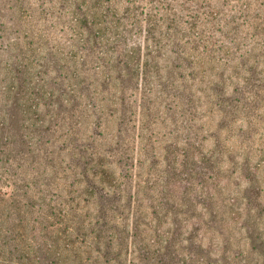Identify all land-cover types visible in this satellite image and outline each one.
<instances>
[{
	"label": "rangeland",
	"instance_id": "rangeland-1",
	"mask_svg": "<svg viewBox=\"0 0 264 264\" xmlns=\"http://www.w3.org/2000/svg\"><path fill=\"white\" fill-rule=\"evenodd\" d=\"M80 5L98 13L90 19L91 40L76 15ZM134 50L142 51L137 61L141 70H150L149 81L138 78L128 84L121 105L116 73L109 70V76L100 67L105 63L115 69L117 51ZM153 58H163L159 73ZM170 63L177 66L173 75L182 79L177 91L169 78H161ZM69 86L90 95L89 106L83 107L88 113L104 103L110 110L81 119L71 111L79 104L58 107ZM9 88L20 93L32 112L38 103L50 105L51 111L32 113L34 128L41 130L34 143L41 150L19 149L10 162L11 178L0 177L1 183L25 181L46 195V204L59 203L64 209L82 196L91 200L82 202V209L92 210L96 197L80 193L83 178L69 170L81 165L70 158L72 147L110 148L121 130L122 148L111 149L119 150V156L105 163L116 173L131 167L128 189L133 205H143L146 223L152 219L150 203L157 199L161 207L166 195L173 201L194 199L201 206L195 211L170 203L174 213L163 217L164 224H154L160 236L154 230L138 236L127 230L131 249L122 256L124 264H146L138 260L134 246L147 235V264H264V0H0L2 113L13 98ZM121 107L126 111L119 122ZM66 121L74 130L69 138ZM186 143L192 152L215 154L211 162L198 164L195 174L169 169L183 162ZM6 160L0 154V173L9 167ZM166 170H172L171 178ZM178 211V239L184 242L180 251L199 254L194 262L185 255L156 259L161 239L165 246L168 232L177 228L172 222ZM195 216L206 223L199 224ZM38 220L42 225L43 219ZM192 233L204 246L186 242Z\"/></svg>",
	"mask_w": 264,
	"mask_h": 264
},
{
	"label": "trees",
	"instance_id": "trees-1",
	"mask_svg": "<svg viewBox=\"0 0 264 264\" xmlns=\"http://www.w3.org/2000/svg\"><path fill=\"white\" fill-rule=\"evenodd\" d=\"M97 14V12H93L89 7L82 5L76 11V15L79 18L78 21H80L82 26H86L87 31L90 32L89 40L92 38L93 31L89 27L90 19L93 15ZM174 53L180 59H183L180 53H177V51H174ZM141 54L142 51L136 50L126 53L117 51L116 57L112 58L113 62L119 64L115 69H112L105 63L100 67V70L109 76H111L109 70L112 71V74L116 73L115 80H117L119 93L121 94V105L125 104L126 95L129 90L128 84H132L138 78H141V81H149L150 70H141L142 67L137 61V57L141 56ZM138 58L140 63V57ZM156 59L153 58L152 60L156 61ZM162 61L163 58L157 59L158 73L162 71L159 67ZM147 63H149V59ZM174 67L177 69V66L171 63L170 65L168 64L164 72H162L164 76H161V78H169L174 83L177 91L183 85H180L182 79L178 80L173 75V72H176L173 70ZM80 71L85 72L84 69ZM9 89L13 98L7 101L3 113L0 110V154H5L7 160L4 166H9L4 167L3 172L0 173V177L4 178L6 176V179L8 176L11 178L9 173L11 168L10 162L11 159L18 155L19 149L27 150L32 147L37 153L41 150L40 146H37L38 143L36 145L34 143L35 139L40 140V135L37 132L41 130L34 128V126L36 127L34 123L36 117L32 116V113L37 112V114H40L46 108H48V112L51 111L50 105L38 103V109L32 112L28 108L27 101H24L20 97V93H17L18 91H15L13 88ZM62 96H66V98L61 99L60 104H57V106L67 107L72 105L76 107L79 104L76 110L72 109L71 111H77L76 115L81 119L86 115V119L96 116L101 111L110 110L111 107V105H105L104 103V105H100L98 111H91V114L88 113L89 109L83 107L89 106L88 104H90L92 99H90L88 93L79 87L69 86V89L66 88ZM58 107H53V110H57L58 112ZM125 111L126 109L123 107L119 109L117 115L119 122L123 121L122 117L125 115ZM38 126L40 125L38 124ZM63 126L64 128H68L66 131L68 133L67 138L74 134L69 121H66ZM119 131L120 134L117 135L114 146L107 145L110 148H103L106 144L100 145V148L84 147L87 148L86 150L83 147L79 149L72 147L73 153L70 158L76 162L79 161L81 165L78 166L79 170L77 169V171H74V168L69 170L77 178H83L84 183L82 186L85 188L80 193L83 192L84 194L96 197V205L92 210L90 207H87L86 210L82 209V202L91 201H84L82 196L78 204L64 206L66 210L61 208L62 205L59 203H54V205L52 203L46 204V195H43L40 189L38 191L34 190L33 185L25 184V181L21 185L11 183L8 180L2 183L0 181V262L2 264H124L122 256L124 252H128L131 249V245L126 242L127 230L130 228L134 230V236L154 230L160 236L161 231L160 229H156L154 224H164V218H169L174 213L172 207H170V203L172 202L177 206L191 207L195 211H198L197 208L201 206H197L196 200L186 197L185 200L181 198L173 201V199L166 195L165 201L160 203L161 207H159L157 199L150 203L148 210H151L152 219L149 223L144 221L143 205L139 202L135 206L133 205L134 195L128 189L130 180L128 182L127 179H131L132 177L130 174L131 167L126 169L120 167L119 173H116L105 163L106 158H116L119 156L116 154L117 149L115 151L111 150L115 146L118 149L122 148L123 132ZM9 139L12 140V144L8 142ZM186 144L189 150L182 154L184 157L183 162H178L174 167L170 166L169 168L173 172L180 171L186 175L188 173L195 174L198 164L209 163L213 160L215 154L212 150H206L198 154L195 151L192 152V148L189 147L192 146L191 144ZM117 151L119 152V150ZM110 164H113V162ZM172 170H166L165 175L171 178ZM165 182L169 183L170 181L166 179ZM35 186L38 188V185ZM11 188L14 190L11 192L6 191ZM22 189L26 190L24 195L20 194ZM126 192L127 196H125ZM116 203L118 205H115ZM205 206V209H209V203L205 204ZM159 208L166 210L167 214H161ZM80 210L81 212L78 213ZM178 213L180 211L175 213V220L172 222V225L175 224L177 228H175L174 232H168L167 237H165V246L162 243L163 238L161 239L159 246L162 247L155 252L156 259L160 258L161 261L165 256L167 260H173L185 255L190 261L194 262L196 256L200 258L199 254L195 255L193 252L183 254L180 251L184 242L178 239V235H180L178 232L180 215ZM39 217L43 219L42 225L39 224ZM194 218L200 220L199 224L206 223L201 219L204 218L202 216L200 218L195 216ZM50 224L51 226H49ZM247 233L250 234L251 232ZM63 234H65V238ZM192 235L191 238L186 239L187 243L196 245L195 241H197L201 243V247L204 246L203 241H198L193 233ZM148 236L143 237V240L138 243L136 242L134 246L138 260L146 262V264L151 260L143 252L145 248L147 249L146 246L150 244ZM262 255L260 252V256ZM201 258H205V256Z\"/></svg>",
	"mask_w": 264,
	"mask_h": 264
}]
</instances>
